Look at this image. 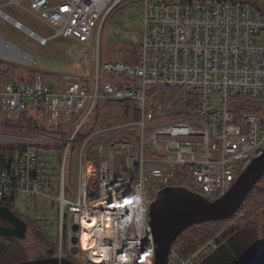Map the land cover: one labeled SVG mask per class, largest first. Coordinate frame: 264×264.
<instances>
[{"label":"built area","instance_id":"1","mask_svg":"<svg viewBox=\"0 0 264 264\" xmlns=\"http://www.w3.org/2000/svg\"><path fill=\"white\" fill-rule=\"evenodd\" d=\"M24 2L55 31L29 36L41 45L74 40L82 73L57 82L39 71L31 81L0 78V125L38 112L52 134L0 132L1 145L22 146L0 170V202L15 209L32 200L58 204L60 257L64 247L80 264H154L152 185L173 186L175 169L188 167L190 190L215 201L264 151V0L17 1ZM135 2L142 26L123 38L138 46L136 60H103L108 21L121 22ZM113 103L136 117L103 123L101 112ZM92 145L97 158L88 160ZM73 146L80 165L71 188ZM84 234L94 241L88 249ZM216 249L215 239L188 256L172 248L167 264H199Z\"/></svg>","mask_w":264,"mask_h":264},{"label":"rangeland","instance_id":"2","mask_svg":"<svg viewBox=\"0 0 264 264\" xmlns=\"http://www.w3.org/2000/svg\"><path fill=\"white\" fill-rule=\"evenodd\" d=\"M8 2L9 0H0V5H2L1 9L4 14L17 20V22L24 25L39 37L50 38L55 35L53 28L24 10L23 7H26L25 2L22 5L17 3L18 5L16 6H3ZM141 26L142 5L139 2L132 3L125 9V15L121 22L118 23L114 18H111L103 33L101 48L103 60L112 61L117 58L130 59V56L136 59L138 46L133 45L128 38H123V32H128L131 35L141 28ZM26 28L19 29L14 23L0 15V64L6 69L15 70L16 74H13L14 76L18 78H31L35 71H39L44 74L47 82H57L64 75L77 76L82 73L81 67L73 55V50L78 46L74 40L55 38L46 45H41L37 39L29 36ZM118 31H120V34ZM112 36L113 38H111ZM128 52H130V56ZM91 58L93 61V52ZM170 97H172L171 93H165L164 98L166 100ZM105 113L107 115H101L103 123H107L111 118L127 121L136 117L134 113L124 116L123 105L119 103L109 104ZM41 125H43L42 122ZM55 148L59 149L61 147L56 145ZM97 152V146L92 145L88 150V160H95L97 158ZM55 157L63 160L65 155L58 153ZM79 165V150L76 146H73L67 156L66 174L71 188H74L76 184L79 175ZM160 189H162L160 186L152 185L153 194L156 195ZM250 205H245L244 209L240 208L241 210L237 211L236 216L234 215L230 220L218 225L220 227L218 231H224L230 225L237 222ZM16 210L28 220L27 237L25 241H22L26 249L27 259H40V256L46 253L50 254L54 251L53 245L58 247L57 251L59 253L61 244L59 237V205L32 200L25 206H19ZM220 235V233L215 234L217 237H220ZM65 253L66 251L63 247L60 254L65 257ZM249 264H264V257L258 255Z\"/></svg>","mask_w":264,"mask_h":264},{"label":"trees","instance_id":"3","mask_svg":"<svg viewBox=\"0 0 264 264\" xmlns=\"http://www.w3.org/2000/svg\"><path fill=\"white\" fill-rule=\"evenodd\" d=\"M128 54L130 56V52H128ZM129 58L130 59L124 60L126 62H133L136 60L133 56ZM13 74H16L15 70L6 69L0 64V78L2 81H31L33 78V75L31 78H18ZM112 121L122 122L117 119H112L110 121L108 120L107 123H111ZM41 122L43 125H41ZM0 132L29 137L42 136L45 134L52 135L46 125L44 117L38 112L30 111L24 112L17 122H3L0 125ZM68 132L62 133L61 139H65ZM21 150L22 146L19 145H0V170L9 168L10 163L17 160ZM190 180L188 167L177 168L175 169V176L171 185L191 189ZM247 204L251 205L244 215L227 229L224 231L222 230L223 232L218 231V228H220L218 225L230 219L194 225L184 231L176 239L173 249L184 256H188L206 242L215 238L217 249L199 264H249L258 255L264 257V176L254 187L251 195L247 198L246 202H244L243 206H241V209H244V206ZM0 206L11 209L15 215L19 216L26 223L28 222V220L20 215L11 204L0 202ZM241 209H239V211ZM6 225H8V223L0 217V226ZM217 233L221 234L220 237L215 236ZM38 237L40 238L41 236ZM23 244L24 242L13 238L0 237V264H14L28 260L26 249ZM53 248V252L40 256V259L57 257L59 254L57 251L58 247L53 245ZM67 258L76 264H80L71 257Z\"/></svg>","mask_w":264,"mask_h":264},{"label":"water","instance_id":"4","mask_svg":"<svg viewBox=\"0 0 264 264\" xmlns=\"http://www.w3.org/2000/svg\"><path fill=\"white\" fill-rule=\"evenodd\" d=\"M9 18L8 16H6ZM9 21H15L9 18ZM264 175V151L239 176L230 190L209 201L186 187L168 186L158 191L149 208L150 226L155 241L154 264H167L176 239L188 228L233 217ZM0 217L8 225L0 226L1 238L25 241L28 226L11 209L0 206ZM77 250L73 251V255ZM14 264H76L63 257L29 259Z\"/></svg>","mask_w":264,"mask_h":264},{"label":"crops","instance_id":"5","mask_svg":"<svg viewBox=\"0 0 264 264\" xmlns=\"http://www.w3.org/2000/svg\"><path fill=\"white\" fill-rule=\"evenodd\" d=\"M17 1H21V0H9V2L7 3V4H5V5H3V6H16V5H18L17 4ZM1 6L2 5H0V12L2 13V14H4L3 12H2V9H1ZM4 16H8L7 14H4ZM3 16V17H4ZM9 17V16H8ZM10 19H12L11 17H9ZM9 18H7V20H9ZM12 20H14V19H12ZM15 22H17V20H14ZM23 27L24 28H26L24 25H23ZM26 30H29V29H27L26 28ZM31 31V30H30ZM108 108V105L107 106H105V109L101 112V115L102 116H104V115H107L106 113H105V111H106V109ZM126 106L125 105H123V113H124V116H127V115H129L130 113H127L126 111ZM110 120H112V119H110ZM109 120V121H110ZM108 122V121H107ZM112 122H114V121H112ZM111 122V123H112Z\"/></svg>","mask_w":264,"mask_h":264},{"label":"bare ground","instance_id":"6","mask_svg":"<svg viewBox=\"0 0 264 264\" xmlns=\"http://www.w3.org/2000/svg\"><path fill=\"white\" fill-rule=\"evenodd\" d=\"M0 15L4 16V14H2V13H1ZM4 18L7 19L6 16H4ZM14 24H15L16 26L18 25L16 22H14ZM93 243H94V241H89V240H88V237H87L86 234L83 235V238H82V240H81V244H82V246H83L84 248H86V249L90 248V247L93 245Z\"/></svg>","mask_w":264,"mask_h":264},{"label":"flooded vegetation","instance_id":"7","mask_svg":"<svg viewBox=\"0 0 264 264\" xmlns=\"http://www.w3.org/2000/svg\"><path fill=\"white\" fill-rule=\"evenodd\" d=\"M7 226V225H6Z\"/></svg>","mask_w":264,"mask_h":264}]
</instances>
